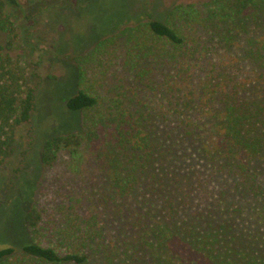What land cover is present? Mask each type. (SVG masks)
<instances>
[{"label": "trees", "instance_id": "obj_1", "mask_svg": "<svg viewBox=\"0 0 264 264\" xmlns=\"http://www.w3.org/2000/svg\"><path fill=\"white\" fill-rule=\"evenodd\" d=\"M16 3L0 0V168L35 99ZM168 9L70 57L83 129L43 140L30 242L0 264H264V0Z\"/></svg>", "mask_w": 264, "mask_h": 264}, {"label": "rangeland", "instance_id": "obj_2", "mask_svg": "<svg viewBox=\"0 0 264 264\" xmlns=\"http://www.w3.org/2000/svg\"><path fill=\"white\" fill-rule=\"evenodd\" d=\"M202 1L16 0L6 5L18 34L13 53L21 56L30 74L35 99L30 121L0 168V249L18 251L30 242L25 215L46 174L38 156L43 140L83 129L82 111L66 107L77 89L70 57L86 53L124 20L142 21L148 13L160 20L174 3Z\"/></svg>", "mask_w": 264, "mask_h": 264}]
</instances>
